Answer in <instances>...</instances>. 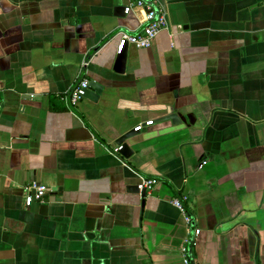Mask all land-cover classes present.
<instances>
[{
    "label": "crops",
    "instance_id": "obj_1",
    "mask_svg": "<svg viewBox=\"0 0 264 264\" xmlns=\"http://www.w3.org/2000/svg\"><path fill=\"white\" fill-rule=\"evenodd\" d=\"M159 2L117 74L128 0H0V264H183L188 239V264H264V0ZM81 78L103 93L67 109Z\"/></svg>",
    "mask_w": 264,
    "mask_h": 264
},
{
    "label": "built area",
    "instance_id": "obj_2",
    "mask_svg": "<svg viewBox=\"0 0 264 264\" xmlns=\"http://www.w3.org/2000/svg\"><path fill=\"white\" fill-rule=\"evenodd\" d=\"M138 10L141 12L140 26L139 29L134 32H119L117 35V47L116 53L120 54L125 45H131L138 49L150 48L155 39L159 36L162 31L168 29L169 25L166 19V12L161 6L159 0H128V4L124 7V15H129ZM87 63L83 64V67H87ZM89 86V81L86 78H81L77 85L74 87L73 91L67 96L62 98L67 109L76 107L84 96L85 90ZM142 125L134 128L135 132L141 131ZM121 150L120 146H115L113 148L114 153H118ZM201 164L200 168L204 166ZM140 183L138 185V190L141 193L149 194L157 186L158 182L155 179H145L139 177ZM25 197L24 205L29 208L34 203H43L47 194L50 190L42 185L35 182L28 183L24 187ZM183 198H173L171 200L172 205L183 215L185 223L190 224L191 220L185 216V209L183 206ZM199 231H195V235H198ZM190 243V239L185 240V245L181 249V256L183 264H188L187 259V247Z\"/></svg>",
    "mask_w": 264,
    "mask_h": 264
},
{
    "label": "water",
    "instance_id": "obj_3",
    "mask_svg": "<svg viewBox=\"0 0 264 264\" xmlns=\"http://www.w3.org/2000/svg\"><path fill=\"white\" fill-rule=\"evenodd\" d=\"M123 13H124V8H123ZM121 32H123V31H121ZM126 47H127V45H125L123 47V50L121 51V53L117 54V56H116V59H115V62H114V66H113V72H115L117 74H124L125 73L126 66H127ZM102 93H103V86L97 84L94 81L89 82V86L85 90L84 96L82 97L81 101L83 99H87V100H90L91 102L95 103V102L98 101V99L102 95ZM165 119L166 120L169 119L172 122H175L176 116L172 115L169 118H165ZM134 134H135V132H130V133L120 137L116 141L115 144H112V150H111L110 154L116 156L119 159H120V156L122 158H124L125 160L126 159H130V157L134 153V150H133L132 146L128 143V141L133 137ZM115 146H120L121 147V150L118 153H114L113 152V148ZM200 166H199V168H200ZM200 169H202V168H200ZM138 179H139V177H138ZM139 183H140V179H139ZM131 190H133V188H131ZM48 194H51V190H50V192ZM48 194H47V196H48Z\"/></svg>",
    "mask_w": 264,
    "mask_h": 264
},
{
    "label": "flooded vegetation",
    "instance_id": "obj_4",
    "mask_svg": "<svg viewBox=\"0 0 264 264\" xmlns=\"http://www.w3.org/2000/svg\"><path fill=\"white\" fill-rule=\"evenodd\" d=\"M205 165V164H204Z\"/></svg>",
    "mask_w": 264,
    "mask_h": 264
}]
</instances>
